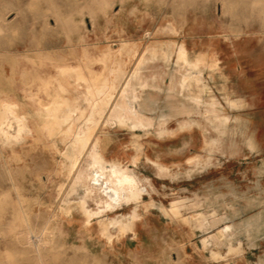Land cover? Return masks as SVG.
Instances as JSON below:
<instances>
[{
    "label": "rangeland",
    "instance_id": "obj_1",
    "mask_svg": "<svg viewBox=\"0 0 264 264\" xmlns=\"http://www.w3.org/2000/svg\"><path fill=\"white\" fill-rule=\"evenodd\" d=\"M122 7L0 0V128L15 141L0 135V264H37L15 241L21 185L33 229L54 220L47 264H264V0ZM45 68L57 127L42 139L27 92ZM17 115L32 118L24 141Z\"/></svg>",
    "mask_w": 264,
    "mask_h": 264
},
{
    "label": "bare ground",
    "instance_id": "obj_2",
    "mask_svg": "<svg viewBox=\"0 0 264 264\" xmlns=\"http://www.w3.org/2000/svg\"><path fill=\"white\" fill-rule=\"evenodd\" d=\"M109 1V0H108ZM129 0H121V6L125 7L126 8V4L128 3ZM115 2V1H114ZM118 2V1H117ZM111 4V3H110ZM110 4H108L110 6ZM224 2H222V6H224ZM122 7V8H123ZM128 7V6H127ZM220 8V7H219ZM223 8V7H222ZM56 11V10H55ZM82 11V10H81ZM122 12V11H121ZM95 13V12H93ZM108 14V13H107ZM106 14V15H107ZM121 16V15H120ZM119 16V18H120ZM108 18V17H107ZM118 18V19H119ZM72 20V19H71ZM73 21V20H72ZM80 21V20H79ZM126 21H127V18H126V14L125 15H122V19H121V26L123 28L126 27ZM62 22V21H61ZM2 25V24H1ZM65 28V27H64ZM80 28L83 30L84 29V25L81 24L80 25ZM177 31V30H176ZM57 32V31H56ZM68 34V33H67ZM85 32L84 33H81V34H78L76 37L78 39L79 42H82L85 40ZM87 42V41H86ZM82 44V43H81ZM86 45V44H85ZM74 47V46H73ZM84 49L82 48L81 50H78L77 54L78 56H75L74 54H70L72 55L71 56V60L72 62L70 63V65L72 67H75L77 68V66H79V63L76 61V58H80L81 62L80 63H83V58L82 56L84 55ZM106 54L104 51H101L99 56H98V59L100 61V64L102 65L103 67V64L105 62V59H106ZM3 62V61H2ZM30 62V61H29ZM85 63V62H84ZM24 65V64H23ZM28 65V64H27ZM32 65V64H31ZM3 66V65H2ZM33 66V65H32ZM54 69H55V72H56V68L57 66L56 65H53ZM48 68V67H47ZM45 68L44 70V73L41 74V77H42V84L38 85L36 89H34L32 92H27V96L29 98L28 100V103H32L34 102L35 104L39 105L41 108H43L45 110V113L44 114H40V113H36L35 115V122L38 120H40L41 124L39 125H35L36 128L38 129V132L41 136L42 139H46L47 136H46V131L48 133H52V131L57 127V122H56V119H54V117H51L49 115V108L50 106L52 105V101L50 100H47V98H44L43 95H44V92H45V87L46 86H49V73L47 72L48 69ZM3 71V70H2ZM22 71V70H20ZM52 71V70H51ZM100 72H93L92 69H88V68H85L84 70L81 69V72H80V75L82 78H84L85 80H88L90 79V82L92 83L95 82L94 78L97 77V75H99ZM5 74V73H3ZM103 75V74H102ZM9 76V75H8ZM75 76V75H74ZM60 78V77H59ZM65 78V76H64ZM15 79V78H14ZM64 80V79H63ZM67 80V79H66ZM75 80V79H74ZM73 80V81H74ZM41 81V80H40ZM56 81V80H55ZM60 82V81H59ZM58 82V84H59ZM82 83V82H81ZM85 83V82H84ZM64 84V83H63ZM9 87H10V96H13L15 94H18V95H22V96H26L25 92L29 89V87H26V86H23L22 84H17V83H14L13 81L12 82H9ZM66 85V84H65ZM64 86V85H63ZM50 89V88H49ZM2 90V89H1ZM47 90V89H46ZM52 91V89H51ZM90 91H91V88H90ZM8 94V93H7ZM52 94V93H51ZM2 95V94H1ZM37 96V99L36 98H32V96ZM52 96V95H51ZM3 99V98H2ZM5 100V99H4ZM7 101V99H6ZM27 103V102H26ZM8 106V105H7ZM2 107V106H1ZM11 106L9 105V108ZM7 108V107H4V109ZM3 109V110H4ZM7 110H10L7 108ZM6 111V110H5ZM4 111H2L1 113L3 114ZM1 114V115H2ZM0 115V116H1ZM4 116V115H3ZM95 116V115H93ZM92 116V117H93ZM5 117V116H4ZM16 118V123H15V129H16V135H17V138L16 139H19L21 138V140H25V137L23 136V131L25 132V129H24V124L26 121H28L29 119H32L30 116H26V115H17L15 116ZM37 119V120H36ZM3 120V119H2ZM5 120V119H4ZM107 121V120H106ZM2 122V121H1ZM4 123V122H3ZM110 123V122H109ZM112 124V122H111ZM3 125V124H2ZM7 126V125H6ZM4 127V125H3ZM102 128V126H101ZM8 129V128H7ZM5 129V130H7ZM88 130L87 131V135L88 136H91L95 139L98 140V142L100 143V145L102 146V148L104 149V146H106V144L104 143L103 139L99 138V135H98V131H94L91 127H87ZM3 130V128H0V135H3V136H6L5 140H4V144L5 145H13L15 143V141H12V139H9V137L7 136V132ZM46 130V131H45ZM104 130V129H103ZM27 131V129H26ZM109 134V133H108ZM104 135V134H103ZM11 136V135H10ZM109 136V135H108ZM0 139L2 140V138L0 137ZM77 142H78V145L81 144L83 142V140H80V139H77ZM3 157V156H2ZM20 159V158H19ZM94 160V159H93ZM95 162V161H94ZM77 166V165H74V167ZM105 166V165H104ZM72 168V167H71ZM99 168V167H98ZM97 168V169H98ZM105 168V167H104ZM113 170V169H112ZM101 171V170H100ZM111 172V170H109ZM105 172V171H104ZM107 173V172H106ZM9 174V173H8ZM108 174V173H107ZM101 175V174H100ZM104 175V174H103ZM112 173H110V178H114V177H111ZM11 176V175H10ZM87 176V175H86ZM114 176V175H113ZM9 177V176H8ZM90 177V175H89ZM88 177V178H89ZM11 178V177H10ZM109 178V179H110ZM129 178V177H127ZM116 179V178H115ZM109 181V180H108ZM114 181V180H113ZM11 182V181H10ZM110 182L111 179H110ZM115 182V181H114ZM124 182V181H123ZM135 182V181H134ZM133 182V183H134ZM106 183V182H105ZM113 183V182H112ZM121 183V182H120ZM67 184V183H66ZM123 184V183H122ZM111 185V184H110ZM114 185V184H113ZM121 185V184H119ZM127 185V184H126ZM33 186V185H32ZM57 187V186H56ZM88 187V185H87ZM114 187V186H113ZM121 187H124V186H120ZM15 188V187H13ZM89 188V187H88ZM115 188V187H114ZM58 189V188H57ZM117 189V188H116ZM14 190V189H13ZM16 192H17V196H18V200H17V205L19 206V216H20V222H21V226L22 228L24 229L23 230V234L21 236H16L15 237V241H17L18 243H20L21 245H23V248H21V250H23L25 253H28L30 256H33V258L35 259L36 263L37 264H47L45 262V259L43 257V250L44 249H52L53 246H52V236H51V233L54 231V220L52 218V216L48 219L47 223L39 230V231H35L30 223V220H29V217H28V213L22 208V201H27L28 203L32 204V202H36L37 203V199L35 198H28L25 196V194L23 193V186L21 185L20 187L18 188H15ZM120 190V189H119ZM127 190V189H126ZM58 191V190H57ZM113 192V190H112ZM116 192H114V195H115ZM118 194V193H117ZM123 195V194H122ZM118 196V195H117ZM121 197V196H120ZM115 198V197H114ZM113 198V199H114ZM101 200V199H100ZM113 201V200H112ZM110 201V202H112ZM118 201V200H117ZM38 208V207H37ZM33 210V209H32Z\"/></svg>",
    "mask_w": 264,
    "mask_h": 264
}]
</instances>
